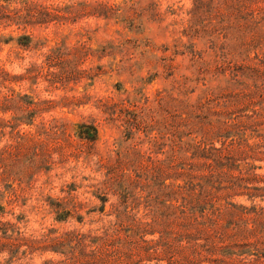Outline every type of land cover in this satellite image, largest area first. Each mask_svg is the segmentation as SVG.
Wrapping results in <instances>:
<instances>
[{
    "label": "rangeland",
    "instance_id": "374dc122",
    "mask_svg": "<svg viewBox=\"0 0 264 264\" xmlns=\"http://www.w3.org/2000/svg\"><path fill=\"white\" fill-rule=\"evenodd\" d=\"M211 18L0 0V264H264V39L224 51Z\"/></svg>",
    "mask_w": 264,
    "mask_h": 264
},
{
    "label": "trees",
    "instance_id": "16d2710c",
    "mask_svg": "<svg viewBox=\"0 0 264 264\" xmlns=\"http://www.w3.org/2000/svg\"><path fill=\"white\" fill-rule=\"evenodd\" d=\"M259 0H210L212 35H220L224 41H236L226 50L256 49V3ZM241 11V12H240ZM263 20V19H262ZM259 24V22H258ZM256 139L257 155H264V86L256 87ZM264 162V158L260 159ZM264 183V178L262 179ZM264 199V188L257 189ZM264 213V210H259Z\"/></svg>",
    "mask_w": 264,
    "mask_h": 264
}]
</instances>
